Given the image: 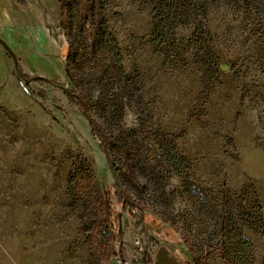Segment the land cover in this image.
<instances>
[{
    "label": "rangeland",
    "instance_id": "374dc122",
    "mask_svg": "<svg viewBox=\"0 0 264 264\" xmlns=\"http://www.w3.org/2000/svg\"><path fill=\"white\" fill-rule=\"evenodd\" d=\"M204 1L200 28L170 12L160 39L153 0H95L109 43L86 52L81 90L110 151L56 86L73 87L58 0L0 17L18 68L54 81H20L0 46V264H154L160 247L181 264H264V12ZM67 3L71 34L92 42L83 1ZM102 144L142 211L122 204Z\"/></svg>",
    "mask_w": 264,
    "mask_h": 264
},
{
    "label": "trees",
    "instance_id": "16d2710c",
    "mask_svg": "<svg viewBox=\"0 0 264 264\" xmlns=\"http://www.w3.org/2000/svg\"><path fill=\"white\" fill-rule=\"evenodd\" d=\"M82 1L84 3V8L88 11L84 12V28L85 25L88 23V17H91V21L88 19L90 21L89 29L93 35V38L91 39L92 42L90 43H87V40H83V34L81 36V39L77 37V34H71L69 30V19L67 16V0H58L61 19V31L63 37L66 39L65 48L63 51L64 64L66 72L72 81L73 87L69 90L65 86H56L62 89L68 95L72 103L81 111V113L85 117H88L90 119V125L101 139L108 137L107 147L110 151L112 148H116V146L118 145V141L116 138L109 136L106 133L104 127L95 119H93V114H91L90 112V105L92 104V100L88 95L86 96L84 94V90H81L83 89L84 85L83 78L86 64L83 60L86 57V52L89 49L95 50L98 48H102L103 50H105L104 45L109 43L107 25L102 12H99L97 14V22L93 21V10L95 7V0ZM153 3L154 12L160 14V18H158L159 21L156 22V24L154 25L153 31L154 36L159 35L160 39L165 35L166 22L168 20L167 18L170 12H180V24L182 25L193 23L195 24V26H197V28H200L202 26L201 23L203 17L201 12H206V3L204 0H153ZM235 4L241 12H264V0H235ZM259 19H261V17L258 15L255 18V21H258ZM105 59L108 60H104V62L101 64L102 68L106 66L112 67L114 65L111 58L108 57ZM15 74L20 81L21 79H25L26 81L46 82L49 84H52V82H54L45 78H31L30 76L28 77V75L23 73L19 68H16ZM112 78L116 79L115 76H112L111 79ZM110 85L111 88L109 86L107 87L108 91H112L115 88L113 84ZM98 99H100L101 101L102 98ZM96 111L99 115H101V113H106L104 108L100 106L96 108ZM117 189L118 193L121 194L122 204L130 207L131 210H143L142 207L133 202V200L129 197L128 194H126V192L122 189L121 186ZM109 210L110 206L108 202L103 201V207L100 211V216L96 217L92 222L93 241L91 242L90 258L96 257L95 253L98 246L97 241L99 240L98 236L100 235L102 220L103 217L106 218V220H109ZM109 254L110 252L108 250L106 252V257H108Z\"/></svg>",
    "mask_w": 264,
    "mask_h": 264
},
{
    "label": "water",
    "instance_id": "95a60500",
    "mask_svg": "<svg viewBox=\"0 0 264 264\" xmlns=\"http://www.w3.org/2000/svg\"><path fill=\"white\" fill-rule=\"evenodd\" d=\"M0 46L7 52V54L11 57L13 61L14 68H18V62L16 59V56L11 51V49L8 47V45L0 38ZM22 84V82H21ZM23 89L26 90L24 86H22ZM87 121L90 122V119L86 117ZM103 147V154L105 157V161L108 167V170L113 178V181L117 188H120V183L118 181L110 154L108 149L106 148V145L102 144ZM154 264H181L175 257H173L164 247H160L158 252L155 255V262Z\"/></svg>",
    "mask_w": 264,
    "mask_h": 264
},
{
    "label": "crops",
    "instance_id": "0c3cea01",
    "mask_svg": "<svg viewBox=\"0 0 264 264\" xmlns=\"http://www.w3.org/2000/svg\"><path fill=\"white\" fill-rule=\"evenodd\" d=\"M19 1L20 0H0V17H1V19L4 18L7 20V22H9L8 21V16H9L8 12L9 11H7V10L10 7H15V6L18 8ZM8 24H10V23H8ZM0 29H1V27H0Z\"/></svg>",
    "mask_w": 264,
    "mask_h": 264
}]
</instances>
